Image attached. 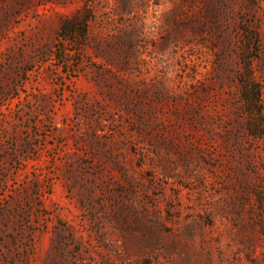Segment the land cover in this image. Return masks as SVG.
<instances>
[{
    "label": "rangeland",
    "instance_id": "obj_1",
    "mask_svg": "<svg viewBox=\"0 0 264 264\" xmlns=\"http://www.w3.org/2000/svg\"><path fill=\"white\" fill-rule=\"evenodd\" d=\"M0 264H264V0H0Z\"/></svg>",
    "mask_w": 264,
    "mask_h": 264
},
{
    "label": "trees",
    "instance_id": "obj_2",
    "mask_svg": "<svg viewBox=\"0 0 264 264\" xmlns=\"http://www.w3.org/2000/svg\"><path fill=\"white\" fill-rule=\"evenodd\" d=\"M72 27H73V25H72L71 22H65V23L63 24V26H62V31H67V30L70 31V30H72ZM78 31H81V32L84 33V28H83V29L79 28ZM83 33H80V34H79V37H82V36H83Z\"/></svg>",
    "mask_w": 264,
    "mask_h": 264
}]
</instances>
